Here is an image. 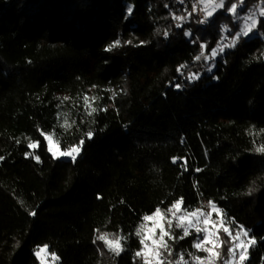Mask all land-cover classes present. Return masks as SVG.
<instances>
[{
	"label": "trees",
	"instance_id": "16d2710c",
	"mask_svg": "<svg viewBox=\"0 0 264 264\" xmlns=\"http://www.w3.org/2000/svg\"><path fill=\"white\" fill-rule=\"evenodd\" d=\"M231 2L245 15L264 7ZM189 11L178 0H0V264H40L44 245L58 264H142V217L181 197L188 210L215 202L256 238L245 264H264V40L196 61L241 21L220 9L202 25ZM45 135L61 149L83 140L75 162L53 159ZM103 232L127 237L119 256L93 243ZM195 238L170 241L172 259L202 256Z\"/></svg>",
	"mask_w": 264,
	"mask_h": 264
},
{
	"label": "snow or ice",
	"instance_id": "6c2138e0",
	"mask_svg": "<svg viewBox=\"0 0 264 264\" xmlns=\"http://www.w3.org/2000/svg\"><path fill=\"white\" fill-rule=\"evenodd\" d=\"M185 0H180L183 4ZM226 0H196L192 3L191 11L188 12V17L193 13L199 11L203 18L199 19L197 23L202 25H209L213 23L212 18L217 10L223 9L225 12L231 14L236 20L241 21L234 29L228 28L227 25L224 26L225 32L232 33L231 39L229 40L227 36L221 39L220 43L216 45L215 48H211V56L205 55V50L208 48L206 44H200V53L195 56L196 61H200L202 58L205 61L215 60L216 56L223 53L225 48L235 47L240 41L241 37H249L250 33L257 28L260 21L257 19L258 16L264 17V7H260L259 11H248L247 14H243V11L239 12L238 4L231 2L229 6L225 7ZM245 0H239V5L243 9ZM132 9H128V13L131 14ZM223 14V13H221ZM173 19L177 21H184L187 19L186 16H173ZM180 23L176 24V27H181ZM185 36L191 37L193 34L191 31H185ZM167 37L168 33H164ZM228 41L225 43V41ZM195 43L193 39L191 41ZM119 41H115L106 51H110L112 47L119 45ZM128 43H131L130 41ZM187 65H181V68H185ZM177 71H180L178 68ZM207 71L211 72L212 68L209 67ZM199 79V74L191 73L188 76L189 82ZM180 88L181 85H175ZM64 99H68L65 97ZM95 98H93L94 100ZM84 103L91 108L88 115L92 112L97 111L96 108L91 107L88 101V97L84 98ZM104 110V109H101ZM67 124V119L65 120ZM44 135V133H41ZM87 138L91 139L93 136L92 132H88ZM45 140L47 141V150L51 153L53 159H61L64 157L70 158L75 162L77 156L79 155L83 140L78 144L68 146L67 148L61 149L59 141L55 142V147H53L54 141L51 135H45ZM39 147V142L28 144V148L36 149ZM258 152H264V145L256 149ZM26 155H31L27 153ZM2 159V157H0ZM35 159L40 162V158L36 155ZM173 163H176V158H173ZM186 164V161H185ZM199 171V169H197ZM208 211H205L204 208ZM213 213L216 214V219H212ZM30 215H36L33 211ZM142 223L138 225L135 230V236L139 238V244L141 247L139 250L135 251L134 255L142 261V264H217V261L222 259L220 249L224 244H229L227 249V258L223 259V264H245V261L249 259V247L257 243L255 237L249 236V231L246 230L242 225H237L235 229L231 228L232 224H235L234 220H228L221 208L213 201H208L204 207H197L193 210H188L184 207L183 197L175 200L166 210H162L157 207L151 215H144L142 217ZM154 222L153 226L149 228L147 226L148 222ZM175 221V224H173ZM173 227L182 230V234L177 236L173 231ZM158 229V234H157ZM196 233V238L192 243V248L196 252H204L206 256L201 257L192 252H179L175 259L173 257V248L171 242H178L179 240H184L186 237L192 234V231ZM99 232V230H97ZM223 232L227 236V240H224L220 236V232ZM201 234L202 237H201ZM100 241L103 245L116 256H119L124 249V243L127 241V237L124 235L110 236L108 232H103L96 235L93 243ZM187 255L190 259H186ZM35 256L39 259L40 264H46L47 257H51V261L55 262L59 260V257L54 252H49L48 246L44 245L39 247L35 251Z\"/></svg>",
	"mask_w": 264,
	"mask_h": 264
},
{
	"label": "rangeland",
	"instance_id": "374dc122",
	"mask_svg": "<svg viewBox=\"0 0 264 264\" xmlns=\"http://www.w3.org/2000/svg\"><path fill=\"white\" fill-rule=\"evenodd\" d=\"M259 9H260V7L259 8H256V9H253L252 11H259ZM219 10H217V12H218ZM231 15V14H230ZM258 18H260V16H258L257 17V19ZM263 19H264V17H262ZM249 37L250 38H256V37H258V38H261V39H263L264 40V35L263 34H258L257 32H254V30H253V32L252 33H250V35H249ZM221 54V53H220ZM220 54H218L217 56H216V58L220 55ZM210 56H211V54H210ZM263 58H264V52H263ZM215 58V59H216ZM211 60V59H210ZM212 61H214V60H212ZM93 98H95V97H93ZM93 98H92V100H89V104H92V102H94L95 100H96V98L93 100ZM54 141V140H53ZM46 143H47V141H46ZM48 147V146H47ZM53 147H55V141H54V144H53ZM50 153V152H49ZM51 154V153H50ZM78 157V156H77ZM61 159H63V160H71L70 158H67V157H64V158H61ZM72 161V160H71ZM206 204H204L202 207H204ZM204 210L205 211H208V209L205 207L204 208ZM212 219L213 220H215L216 219V214L215 213H213V215H212ZM153 223L154 222H152V221H150V222H148V224H147V226L149 227V228H151L152 226H153ZM194 231V230H193ZM157 234H158V229H157ZM201 235H203V234H201ZM220 236H221V238L222 239H224V240H227V236L225 235V236H223V232L221 231L220 232ZM227 244V243H226ZM225 245V244H224ZM223 245V246H224ZM230 245L228 244V247H229ZM251 247V246H250ZM250 247H249V249H250ZM38 249V248H37ZM36 249V250H37ZM35 250V251H36ZM35 253V252H34ZM203 255L201 256V257H204V256H206V253H204V252H201ZM38 259V258H37ZM38 261H39V259H38ZM40 262V261H39ZM58 262H59V260L58 261H55V262H53V261H51V257L49 256V257H47V261H46V264H58ZM246 262V261H245ZM190 264H191V262H190ZM217 264H218V262H217Z\"/></svg>",
	"mask_w": 264,
	"mask_h": 264
},
{
	"label": "built area",
	"instance_id": "2783aa9c",
	"mask_svg": "<svg viewBox=\"0 0 264 264\" xmlns=\"http://www.w3.org/2000/svg\"><path fill=\"white\" fill-rule=\"evenodd\" d=\"M178 1L180 3V0H178ZM194 2H196V0H185V2L183 4H181V3L180 4L183 5L184 8L186 9L188 7L191 8L192 3H194ZM193 14L195 16H197L198 20L203 18L202 14L199 11H197L196 13H193Z\"/></svg>",
	"mask_w": 264,
	"mask_h": 264
}]
</instances>
